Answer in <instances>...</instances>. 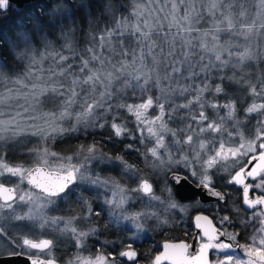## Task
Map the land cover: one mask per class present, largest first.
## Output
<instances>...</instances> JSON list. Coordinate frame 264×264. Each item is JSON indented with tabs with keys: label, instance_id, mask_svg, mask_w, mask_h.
Masks as SVG:
<instances>
[{
	"label": "snow or ice",
	"instance_id": "snow-or-ice-1",
	"mask_svg": "<svg viewBox=\"0 0 264 264\" xmlns=\"http://www.w3.org/2000/svg\"><path fill=\"white\" fill-rule=\"evenodd\" d=\"M121 6L49 0L46 21L0 31V109H16L0 110V264H57L69 241L77 253L64 264H264V0H138L118 17ZM11 7L0 0V13ZM116 141L143 168L101 146ZM5 148L26 160L9 163ZM189 221L191 242L166 238L155 255L133 247ZM109 229L119 238L100 240Z\"/></svg>",
	"mask_w": 264,
	"mask_h": 264
},
{
	"label": "trees",
	"instance_id": "trees-1",
	"mask_svg": "<svg viewBox=\"0 0 264 264\" xmlns=\"http://www.w3.org/2000/svg\"><path fill=\"white\" fill-rule=\"evenodd\" d=\"M49 0H37L34 3H30V4H26L23 8L22 11H16L14 9V7H11L7 12L5 13H0V16H7L9 17V19L6 21L5 24H0V31L3 32L4 37L7 38L9 35H13L12 33V28L16 27L17 30H20V27L23 25H28V26H32L35 24H39L42 21H46L47 20V13L49 11L48 8L45 7L46 4H48ZM73 3H76V0H72ZM118 5H122L121 7L118 8V10L116 11V15L119 16H129L130 11L132 10V7L135 3L138 2V0H116ZM127 10V11H126ZM102 12V10H101ZM82 13H80L79 9H77V19L80 21V23L83 25L84 21L81 19ZM107 23V21H102L100 24V27L103 28L105 26V24ZM205 27V25H204ZM242 39V38H241ZM75 46L77 47V49H81L83 47H85L87 41L86 38L83 37L82 33L78 34L75 38ZM222 42V40H221ZM238 43H243V39L240 40ZM126 46H127V41H126ZM0 52L3 53H8L9 52V45L5 42L4 39H0ZM64 54H68L69 53L67 51L64 52ZM3 59L7 62L8 64V68L5 69L6 73H12L13 77L14 74L16 72V70L19 68V65L16 63V61L13 60L11 55H4ZM119 59V57L114 58ZM69 63H71V61H69ZM227 73L229 75L232 74V70L228 69L226 70ZM229 91H235L234 89H230ZM128 102H133V101H128ZM183 102L182 100H176V103H181ZM259 102V101H257ZM247 103H251L250 100L247 101ZM247 103L245 104V106H247ZM241 119H243V116H241ZM247 124V127H242L241 131L244 132L245 136L247 137L249 135L248 132V128L252 127V124H248L247 122H245ZM254 123V121L252 122ZM131 123H129V127H131ZM170 127H175V124H170ZM100 133L97 132L96 136H89L87 138L81 137L80 139H66L63 142L57 141L54 144L50 145L51 150L52 151H56V152H67L68 150H70L71 148H73L75 145L79 144V143H91L94 139H96L97 137H99ZM130 141H128L127 139L124 140V144L129 143ZM36 143L35 138L32 139L31 143L28 144V147H32L34 144ZM101 146L103 147L104 151L112 154V155H116V154H123L125 156V159L128 160L129 163H133L136 164L138 167L143 168V163L142 160L137 157V155L135 153H124L123 151V145L120 144L118 141L114 142V143H108V144H103L101 142ZM137 147H140V145H136ZM151 146V145H149ZM141 150H143L141 148ZM3 152L5 153V158L9 163H19L21 161L26 160L25 157L21 156L19 154L18 150H13L11 148H5L3 149ZM100 171L102 172L103 175H117L116 172H110V170L108 169H100ZM229 191L233 192V199H235L236 197L239 196V193L235 191V189H229ZM87 195V194H86ZM92 197H89V199H91ZM188 202V201H187ZM185 202V203H187ZM229 203H232V201H229ZM205 207L211 208V203H207L204 205ZM237 207H240L239 204L236 205ZM73 207H76L75 205H73ZM93 207H95V204L93 205ZM241 210V208H240ZM242 211V210H241ZM207 215L209 214L208 212H204ZM50 215H70L71 213L64 211L61 213H55V212H50ZM196 213L195 212H190V216H194ZM223 214H229L231 215V213H221ZM106 216L102 217L99 220V223L101 225H103L106 222ZM149 225H151V222H149ZM186 228L187 232L189 233V235L187 237H185V233L182 229ZM230 230H235V229H230ZM194 232V228L192 227V224L189 222H186L185 225H182L180 228H177L175 230H169L167 233L164 234H160L159 232H153L150 231V239H141L138 243L134 244L133 247L137 248L138 251L140 252H148L149 249H152V255H155L158 253V251H160V248H157L156 245L157 244H162L166 238H170L172 242L175 241H179L181 239H186L187 242H191V234ZM119 238V234L116 233L113 229H109L104 235L100 236L99 239L100 240H116ZM238 242L240 244L243 243V238L238 237ZM88 245H89V251L91 252H95L96 248L99 247V245H97L95 243V240L90 239L88 241ZM108 249H106L107 251ZM89 251H85L82 254L85 256L89 255ZM117 251H119V249H117ZM77 253V249L74 248L71 244V242L69 241L67 244L65 243H61L59 245V250H57L54 255L58 256V257H63L64 259H60L58 260L59 263L64 264V260L68 259L72 256H74ZM141 264H145L144 260H141Z\"/></svg>",
	"mask_w": 264,
	"mask_h": 264
},
{
	"label": "rangeland",
	"instance_id": "rangeland-1",
	"mask_svg": "<svg viewBox=\"0 0 264 264\" xmlns=\"http://www.w3.org/2000/svg\"><path fill=\"white\" fill-rule=\"evenodd\" d=\"M140 2H146V0H140ZM130 13H131V11H130ZM183 13V9H181V14ZM130 15V14H129ZM205 27H208V25H205ZM225 39V37H224V35L223 34H221V40H222V42H223V40ZM242 40V39H241ZM239 41H237V43H238ZM65 55H68V54H65ZM104 55L105 56H107V55H109V53L107 52V51H105L104 52ZM113 62H115V59H113ZM45 68H47L48 67V63H45ZM7 87H11V85H6ZM19 103L20 104H24L25 103V101L23 100V99H21L20 101H19ZM49 108H50V105H45L44 106V110L45 111H47V110H49ZM0 110H2V111H5V112H14L16 109H15V107L13 106V107H4V108H2V109H0ZM3 118H7V117H3ZM20 211V209H17V212H19ZM243 235L244 236H246V235H248V233H243ZM244 243H246V240L245 239H243V243L242 244H244ZM239 255H242V253H238ZM83 255V254H82ZM85 256V255H84Z\"/></svg>",
	"mask_w": 264,
	"mask_h": 264
},
{
	"label": "water",
	"instance_id": "water-1",
	"mask_svg": "<svg viewBox=\"0 0 264 264\" xmlns=\"http://www.w3.org/2000/svg\"><path fill=\"white\" fill-rule=\"evenodd\" d=\"M37 0H12V7H14V9L16 10V11H22L23 10V8H24V6L26 5V4H30V3H34V2H36ZM187 194V193H186ZM185 202H187V201H185ZM207 203H212L211 201H209V200H207V198H205V204H207ZM242 209L245 211V209L242 207ZM247 212H250V211H247ZM197 214V213H196ZM205 215H207L206 213H204ZM175 242H177V241H175ZM163 244V243H162ZM161 244V245H162ZM161 250H162V248H160ZM160 250V251H161ZM18 264H24V262L23 261H20V262H18ZM57 264H62V263H59L58 261H57Z\"/></svg>",
	"mask_w": 264,
	"mask_h": 264
},
{
	"label": "flooded vegetation",
	"instance_id": "flooded-vegetation-1",
	"mask_svg": "<svg viewBox=\"0 0 264 264\" xmlns=\"http://www.w3.org/2000/svg\"><path fill=\"white\" fill-rule=\"evenodd\" d=\"M241 210L244 211V210L242 209V207H241ZM245 215H246V216H251V212H245Z\"/></svg>",
	"mask_w": 264,
	"mask_h": 264
}]
</instances>
